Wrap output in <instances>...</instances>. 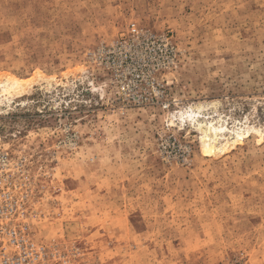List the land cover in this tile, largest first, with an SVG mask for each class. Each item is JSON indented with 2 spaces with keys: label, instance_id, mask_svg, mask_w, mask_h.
Wrapping results in <instances>:
<instances>
[{
  "label": "rangeland",
  "instance_id": "1",
  "mask_svg": "<svg viewBox=\"0 0 264 264\" xmlns=\"http://www.w3.org/2000/svg\"><path fill=\"white\" fill-rule=\"evenodd\" d=\"M132 22L173 45L143 99L89 57ZM0 89L64 264H264V0H0Z\"/></svg>",
  "mask_w": 264,
  "mask_h": 264
},
{
  "label": "built area",
  "instance_id": "2",
  "mask_svg": "<svg viewBox=\"0 0 264 264\" xmlns=\"http://www.w3.org/2000/svg\"><path fill=\"white\" fill-rule=\"evenodd\" d=\"M173 52L166 36L134 22L111 42L101 41L90 52L91 62L116 82L120 93L146 98L158 85L153 73L160 57ZM0 150V264H64L63 255L35 238L29 217L32 180L26 159Z\"/></svg>",
  "mask_w": 264,
  "mask_h": 264
},
{
  "label": "bare ground",
  "instance_id": "3",
  "mask_svg": "<svg viewBox=\"0 0 264 264\" xmlns=\"http://www.w3.org/2000/svg\"><path fill=\"white\" fill-rule=\"evenodd\" d=\"M1 98H2V91H1V89H0V102H2V101H1ZM7 98H10V96H8ZM200 107H201V106H200ZM190 117H191V116H190ZM213 127H214V126H213ZM221 127H222V125H221ZM217 128H218V127H217ZM218 129H219V128H218ZM221 131H222V130H221ZM216 132H217V130H216ZM217 133H218V132H217ZM235 133H236V132H235ZM219 134H220V133H219ZM213 136H214V135H213ZM236 136H237V135H236ZM215 139H216V138H215ZM205 148H206L207 150H209V151L211 150V149H210V146H208V147L205 146Z\"/></svg>",
  "mask_w": 264,
  "mask_h": 264
}]
</instances>
